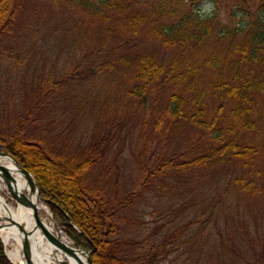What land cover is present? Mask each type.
Here are the masks:
<instances>
[{"label": "rangeland", "instance_id": "1", "mask_svg": "<svg viewBox=\"0 0 264 264\" xmlns=\"http://www.w3.org/2000/svg\"><path fill=\"white\" fill-rule=\"evenodd\" d=\"M90 1L109 16L102 18L76 0H15L16 11L13 6L0 27V144L40 140L55 153L100 152L98 170H105L102 188L112 196L117 181L118 203L133 204L131 209L121 210V216L134 218L137 224L123 228V223L119 236L130 238L134 228L145 231L130 247L137 257L135 264H264V95L255 109L258 129L247 132L244 139L255 150L248 158L253 162L242 167L239 159L234 160L224 170L226 176L217 175L205 188L195 186L198 192L186 193L172 178L162 190L142 186L147 169L157 159L165 153L172 156L191 151L199 134L204 141L207 132L189 122L167 130L164 121L159 132L155 131V117L165 112L173 89L159 81L142 96L132 94L131 89L142 84L135 77L139 55L155 53L167 62L170 52L159 40L147 39L146 29L134 36L124 14L107 8L105 0ZM124 1L131 4L129 14L155 2L113 0ZM224 3L219 16L230 24L234 3ZM194 5L205 15L217 9L210 0H198ZM108 27L112 31L109 36ZM214 38L193 53L195 59L201 58L200 54L211 55L213 49L221 54L218 68H206L201 78L206 88L202 101L210 108L219 104L211 93L212 79L219 70L228 69L227 42ZM108 61L112 63L105 64ZM204 144L206 148L208 143ZM242 176L246 187L234 189L233 180ZM151 179L154 185L161 182L155 174ZM218 180L219 187L215 185ZM134 188L135 197L129 201ZM2 194L13 202L11 189H3ZM217 198L215 210L210 208L202 217L201 209L213 205ZM48 215L66 234L51 210Z\"/></svg>", "mask_w": 264, "mask_h": 264}, {"label": "trees", "instance_id": "2", "mask_svg": "<svg viewBox=\"0 0 264 264\" xmlns=\"http://www.w3.org/2000/svg\"><path fill=\"white\" fill-rule=\"evenodd\" d=\"M76 1L85 8H93L102 18L109 16L103 15L90 0ZM197 1L155 0L152 7L136 10L132 14H129L131 4L127 1H104L107 8L117 9L124 14L134 36H139L146 29L147 39L159 40L170 52L167 62L161 61L155 53L139 55L135 77L142 84L138 83L131 89L132 94L142 96L157 81L173 89L165 102V112L155 117V131L159 132L164 121L168 124L167 130L179 122H189L207 132L204 141L202 134H199L197 143L190 146L191 151H179L172 156L165 153L163 158L157 159L154 166L147 169L142 186L162 190L170 185L167 179L172 178L183 185L186 193L191 190L198 192L195 186L205 188L217 175L226 176L224 170L234 160L239 159L237 161L242 167L254 161L253 158L248 159L250 153L255 151L252 150L253 145L244 139L247 132L258 129L255 109L264 95V0H231L234 4L229 11L230 24L223 23L219 16L220 5L226 3L224 0H210L218 10L208 15L195 7ZM14 4L15 0H0V27L13 6L16 11ZM146 24L148 27L143 28ZM107 31L109 36L111 28L108 27ZM213 37L217 41L227 42L224 55L228 69L219 70L212 79L211 93L219 104L210 108L202 101L206 88L201 78L206 68H218V56L221 54H216L213 49L211 55L200 54L201 58L195 59L193 53ZM203 144H207L206 148H203ZM2 148L35 176L40 197L53 216L61 221L64 231L75 244L92 252V264L137 262L130 247L145 231L137 232L134 228L130 230V238L119 236L123 223V228L137 224L134 218L128 217L127 220L121 216V210L131 209L133 204L118 203L120 184L117 181L112 196L102 188L100 182L105 178V170H98L102 159L100 152L89 149L83 154L74 151L55 153L40 140H18L12 145L0 144ZM143 171H146L145 167ZM246 173L243 171V174ZM154 174L161 181L155 185L152 182L154 179H151ZM244 178L236 177L233 180L234 189L237 186L246 187ZM219 180L215 184L218 187ZM143 189L140 188V191ZM135 193L134 188L127 199L132 200ZM218 201L220 199L217 198L213 205L204 206L200 211L202 217L210 208L214 211ZM163 218L165 223L169 221L167 215ZM153 232L154 229L147 233L151 235ZM0 264H13L1 237Z\"/></svg>", "mask_w": 264, "mask_h": 264}, {"label": "bare ground", "instance_id": "3", "mask_svg": "<svg viewBox=\"0 0 264 264\" xmlns=\"http://www.w3.org/2000/svg\"><path fill=\"white\" fill-rule=\"evenodd\" d=\"M0 167L6 171L11 180L24 192L28 200L37 202L38 223L32 235V246L43 258L52 259L54 264H88L87 253L76 246L62 229H59L48 214V206L40 199L35 179L28 178L17 165L15 159L6 151L0 150ZM3 189H11L0 175V233L6 242V249L11 260L16 264H27L24 258L20 229L14 223H31L35 220L31 212L26 210V202L17 193L11 196L12 201L2 194ZM9 193L10 190H9ZM17 245L12 246L11 242Z\"/></svg>", "mask_w": 264, "mask_h": 264}, {"label": "water", "instance_id": "4", "mask_svg": "<svg viewBox=\"0 0 264 264\" xmlns=\"http://www.w3.org/2000/svg\"><path fill=\"white\" fill-rule=\"evenodd\" d=\"M10 156H12V155H10ZM12 157L17 162V165L22 169L23 173L28 178H30V180L33 177L35 179V181H36L35 176L30 171H28L26 168H24L14 156H12ZM0 175L3 177V179L6 181V183H8L10 188L15 193H17L20 197H22L25 200V202H26V210L28 212H31V214L35 218V220L31 223L32 225H28L26 222L25 223L19 222V224H17L16 222L14 223L21 230L20 231L21 247H22V252H23L24 258L26 259V263L27 264H54L52 259L43 258L41 256V254L32 246V243H31L32 235H33L34 230H35V228L37 226V223H38V218H37L38 201L37 202H33V201L31 202L30 200H28L24 190H22L17 184H15L11 180L10 176H8L6 171H4L1 167H0ZM36 183H37V181H36ZM37 186H38V183H37ZM38 190L40 192L39 186H38ZM40 199L43 200L42 198H40ZM0 236H1V238L3 239V241L5 243V240H4V238L2 237L1 234H0ZM80 249H82V248H80ZM83 251H85L87 253L88 264H92V262H91L92 252L91 251H87V250H83Z\"/></svg>", "mask_w": 264, "mask_h": 264}]
</instances>
